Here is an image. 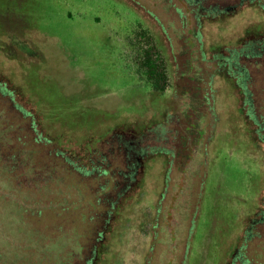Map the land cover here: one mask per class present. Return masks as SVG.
<instances>
[{
	"label": "rangeland",
	"instance_id": "374dc122",
	"mask_svg": "<svg viewBox=\"0 0 264 264\" xmlns=\"http://www.w3.org/2000/svg\"><path fill=\"white\" fill-rule=\"evenodd\" d=\"M193 1L0 0V78L42 133L0 91V264H264V62L231 65L264 38V0ZM148 41L163 92L139 67ZM152 124L162 151L129 189L65 159L98 137L84 168L117 174L119 135L147 146Z\"/></svg>",
	"mask_w": 264,
	"mask_h": 264
},
{
	"label": "trees",
	"instance_id": "16d2710c",
	"mask_svg": "<svg viewBox=\"0 0 264 264\" xmlns=\"http://www.w3.org/2000/svg\"><path fill=\"white\" fill-rule=\"evenodd\" d=\"M262 39H257V38L250 39L251 41H253V43L249 45L248 47L243 46L238 56L240 55L242 57L252 58V59L257 58V59H261L264 62V40ZM147 44L149 45H147V47L143 51L142 57L139 60V67L143 71L147 82L151 83V87L158 92H163L168 86L169 81H170V78L168 77V71H167V60L164 57L163 52L159 50L157 45H151L150 41H148ZM234 62L236 64V61ZM8 84H9V81L7 79L5 80L3 78H0V91L5 96L9 97V99L13 103L16 110L20 112L22 116L24 117L28 116L30 118L31 128L33 129L34 133L37 134V130L41 126L39 125L40 124L39 111L41 110L39 108V104L32 103V102H29L28 100H25V97L21 94L19 89L13 88V85H10V84L8 85ZM17 126H20V124ZM154 127H155L154 124H152V125L144 126L143 129L147 132V134L148 132L149 134H151L154 132V129H155ZM41 134H42L41 131H39V134H37L38 140H41ZM95 140H99L98 137H93L92 139L89 138L88 140L81 139L80 143L76 141H72L76 144H73L75 146L70 145L72 148H69L70 149L69 157L71 158H69L68 156H66L67 158L65 157L64 158L66 159L67 162L69 161V163L72 165V168L79 173H82V171H85L84 172L85 175H91L92 173L96 171L98 179L100 177H103L104 185L103 187H101V190H103L104 188H109L108 186H109L110 181H112V184H111L112 188L113 187L115 188L117 179L120 177V174H121L120 172H117V174H113L114 172H112L111 170L107 168L105 169L94 168L91 158H88V159L86 158L87 159L86 165H88L89 168L85 169L83 166L84 163H82L80 159L81 157H84L83 156L85 153L84 151H86V149L89 147L92 141H95ZM46 142L50 143L52 141L48 139ZM261 142L262 144H264V139ZM261 148L264 150L263 146H261ZM12 157L14 158V156ZM97 160L105 161V158L100 156V157H97ZM76 162H79V164H76ZM133 176H134L133 174H130L131 179H133ZM126 189H129V188L126 187ZM262 203H263L262 201H260V203L258 202V204L263 208ZM118 209H115V214L117 216L120 215L119 214L120 211H118ZM262 215L264 218V214ZM107 233H109V231H107Z\"/></svg>",
	"mask_w": 264,
	"mask_h": 264
},
{
	"label": "flooded vegetation",
	"instance_id": "af4514ba",
	"mask_svg": "<svg viewBox=\"0 0 264 264\" xmlns=\"http://www.w3.org/2000/svg\"><path fill=\"white\" fill-rule=\"evenodd\" d=\"M194 2L193 0H191ZM204 3V2H203ZM202 0L199 3V5H202V8L204 11H206V15L211 14V13H218L221 11V8H219L217 5H207L203 6ZM195 4H197V1H195ZM253 43V41L249 40L244 46H249ZM246 47V49H247ZM238 54L233 53V59L235 61L236 57ZM246 58V57H244ZM232 62V67L237 70V64L235 62ZM240 70V69H239ZM234 74H244L243 70L237 71ZM134 134L135 132L132 131ZM119 135V132H118ZM153 137H150L149 144L147 146L143 145V140L147 138L146 136L143 135V133L134 134L130 136V138H121V135H119L118 140L116 141L115 149L113 148L114 151H120L122 152V156L124 158L123 160V169L120 171V178L122 179L125 188L126 187H131L132 184L130 181H132L130 174L135 175L137 171L140 168L141 163L145 160L147 154L150 156L152 154L157 153L158 151H162L159 147L155 146L157 144V135L155 131L151 133ZM149 138V137H148ZM152 143V144H151ZM124 174V175H123ZM129 181V182H128ZM124 188V186H123Z\"/></svg>",
	"mask_w": 264,
	"mask_h": 264
}]
</instances>
